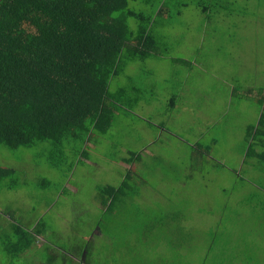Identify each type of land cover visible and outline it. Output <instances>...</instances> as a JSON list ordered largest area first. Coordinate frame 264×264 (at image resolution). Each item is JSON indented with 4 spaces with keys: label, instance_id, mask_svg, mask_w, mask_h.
<instances>
[{
    "label": "rangeland",
    "instance_id": "374dc122",
    "mask_svg": "<svg viewBox=\"0 0 264 264\" xmlns=\"http://www.w3.org/2000/svg\"><path fill=\"white\" fill-rule=\"evenodd\" d=\"M168 6L170 17H163L162 27H156L163 44L157 54L126 63L110 83L112 90L126 89L129 100L136 98V103L116 112L106 135L86 141L85 157L71 151L79 144L65 143L70 145L65 153L73 165L71 170L62 162L50 166L44 153L49 147L46 142L16 150L0 144V166L16 170L13 179L17 185L7 190L3 186L10 180L0 183V264H63L58 249L70 238L71 247L82 243L93 249L91 264H264V216L255 210L262 206L237 207V192L242 191L239 186L244 182L235 171L242 161L235 162L237 151L246 148L242 132L256 127L255 108H246L248 116L243 121L250 125L237 122L238 106L245 98L237 101L236 97L253 92L247 103L253 107L254 92L260 94L264 87V0H170ZM202 7L210 12L203 14ZM139 9L147 11L143 4ZM207 16L209 21L204 19ZM231 87L238 92L225 120L216 106L217 97L222 98L217 93ZM258 131H264V124ZM214 137L219 139L216 145L209 143ZM200 138L201 144L210 146L201 159L195 149ZM140 148L142 153L149 148L150 155H143L137 164V158L130 155L131 164L122 163L128 151ZM222 160L235 162L236 175L217 172ZM140 164L143 169L137 167ZM133 167L136 180L144 182L136 185L132 174L126 184L136 190L134 199L142 213H154V220L158 215L171 220L179 199L174 196V203L170 200V184L183 179L187 196L182 201H189L184 210L194 226L190 242L159 233V224L153 226L156 221L151 218L138 221L144 228L133 235L129 234L136 222L130 217L96 220L103 205L100 186L116 187L125 176L123 171ZM239 172L245 181L261 178L263 184L247 186V192L259 194L258 185L263 190V172L254 167ZM234 208L252 211L234 216ZM13 224L27 231L36 225L45 227V239L53 247L40 253L42 248H34L33 253L27 250L10 259L2 249V239L11 235ZM201 225V230L196 229ZM99 231L101 234L93 237ZM112 233H117L118 239ZM88 237L90 244L85 243ZM227 240L233 243L228 246Z\"/></svg>",
    "mask_w": 264,
    "mask_h": 264
},
{
    "label": "trees",
    "instance_id": "16d2710c",
    "mask_svg": "<svg viewBox=\"0 0 264 264\" xmlns=\"http://www.w3.org/2000/svg\"><path fill=\"white\" fill-rule=\"evenodd\" d=\"M169 1L0 0V144L16 150L46 142L49 147L44 149V153L48 154L50 166L58 167L62 162L71 170L73 165L67 162L65 153V147L70 145L65 143L79 144V147L73 145L76 148L71 151L85 157L83 147L86 141L106 135L116 112L128 110L126 106L136 103L135 97L129 100L131 96L126 89L112 90L110 83L126 63L157 54L163 44L156 27H162V18L172 12ZM140 4L145 5L147 11L139 9ZM202 9L203 14L210 12L207 7ZM163 51L166 52V48ZM261 124H264V110L256 127L252 130L250 126L244 132L245 157L256 154L257 144L264 146V131H258ZM201 140L195 142V149L202 155L203 152L208 153L210 146L204 142L201 144ZM214 142L218 143L219 139L214 137L209 143ZM260 149L264 151V148ZM127 153L121 158L122 163L131 164L130 155L138 160L142 157L138 152ZM217 167L220 174L236 175L231 166L223 168L218 163ZM257 170L264 174L261 166ZM134 171V167L123 171L125 176L116 187L100 186L102 198L99 199L105 209L100 210L96 220L108 222L121 215L125 220L130 217L136 222L129 234L133 235L136 229L143 227L138 221L151 218L156 221L153 226L159 224V233L167 232L190 242L194 226L191 225V216L184 210L188 208L189 201L184 204L182 201L187 196L186 188L182 186L183 179L170 184V200L174 203V196L179 199L174 205L177 207L171 220L165 221L166 217L159 215L158 220H154V213H142L134 199L136 190L133 185L131 188L126 184L132 174L136 185L144 182L136 180ZM238 173L241 176V172ZM14 175V168L0 166V183L10 180L3 186L7 190L17 186ZM240 176L237 178L244 185L239 186L242 191L237 192L240 197V201L235 202L237 207L262 206L255 210L264 216V188L261 190L258 185L259 194L245 189L251 185V188L257 187V182L263 184L261 178L250 177L245 181V177ZM128 196L130 199L126 201ZM245 211L234 208L232 213L239 216ZM223 219L227 220V217ZM202 227L196 226V229L201 230ZM112 234L115 240L118 239L117 233ZM125 236L124 232L123 238ZM34 238L30 232L13 224L11 235L6 234L2 239V249L15 260L31 247ZM230 243L233 242L227 240L226 245ZM249 244L257 246L252 240Z\"/></svg>",
    "mask_w": 264,
    "mask_h": 264
},
{
    "label": "crops",
    "instance_id": "0c3cea01",
    "mask_svg": "<svg viewBox=\"0 0 264 264\" xmlns=\"http://www.w3.org/2000/svg\"><path fill=\"white\" fill-rule=\"evenodd\" d=\"M205 20L206 21H209L210 18H207L205 17ZM238 91L235 90L233 87L231 88H227V89H224V90H220L219 93H217V95L220 97L221 95V99L219 100V98L217 97V101H216V106H220L218 108H220L221 110V119H227L229 114H230V108L231 106L233 105V100L235 98L234 96V93H237ZM256 92H254V96L252 97L253 100H254V106L251 107V105H247V103H250L248 100H251V97H250V94H253V92H247V97H244L243 95H240V97H236L237 98V101L238 100H241V99H244L243 101H241L239 103V113L236 115V119H237V122L238 123H242V124H246L248 123L249 125L251 123L249 122H246V121H243L247 116H248V111H247V107L248 109L249 108H255V112L253 113L254 117L256 118V124L258 123V120L261 116V113L263 112L264 108V87H263V90L260 92V94H255ZM245 105L246 107H243L241 108L242 105ZM242 121V122H241ZM222 132H224L226 134V130H222ZM244 132H245V129L243 130L242 134L244 135ZM140 135V139L142 138V132L139 131L138 133ZM215 141V140H214ZM261 142H263L261 140ZM153 144V143H151ZM212 144H215L212 143ZM216 145V144H215ZM242 146H245L246 147V142H245V138H244V145ZM255 146V145H254ZM264 148V146L260 145V144H257V146L255 147V150H256V154L254 156L250 155V156H247L245 157V149H238L237 151V158L235 160V162L239 161V160H242L241 163L238 165V167L236 168V171L239 172L240 169H243L244 168H252L254 167L256 170L261 166V168H263L264 170V164H262L264 162V156H261V154H263V150L260 149V148ZM145 148V147H143ZM143 148H140L138 149L136 152L140 153L141 156L143 155H150V151L148 150L149 148H146V152H141V150ZM200 159L203 157L201 154L199 155ZM205 157V156H204ZM260 158V159H259ZM261 160V161H260ZM223 163L220 164L221 167L223 168H226V167H232L234 165L235 162H231L230 160H227V161H224L222 160ZM139 163L138 159L136 160V164ZM141 166V164L139 166H137L138 168ZM136 167V168H137ZM142 168V167H140ZM143 169V168H142ZM155 169V168H154ZM160 169V168H159ZM151 172V171H150ZM187 179L189 178L188 176H186ZM183 182V181H182ZM101 209H105V206H102L101 205ZM48 230H46L45 227H42V226H39V225H36V227H33V229L31 231H28L30 232L32 235H34L35 237L39 238L40 242L42 243L43 246H41L40 242L38 241H34L33 244L31 245V247L28 249V251H31V253H33V249H39V248H42L40 252H46L45 251V248L48 246L50 248L53 247V245L51 243H49V241H47L45 239L46 237V233H47ZM101 234V231L97 232L95 235H93V237L95 236H98ZM68 243L65 245V249L64 248H59L58 250V254H62V257H63V264H91L89 261H90V256L92 255L93 253V249H89L88 250V247H86V245H83L82 243H78L76 247H74L75 245H72L71 247V238L70 239H67ZM85 243H89L90 244V237L87 238V242ZM57 250V248H56ZM56 251L54 250V253ZM48 255H51L50 252H47ZM38 264H41V262H39Z\"/></svg>",
    "mask_w": 264,
    "mask_h": 264
}]
</instances>
